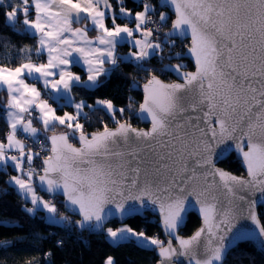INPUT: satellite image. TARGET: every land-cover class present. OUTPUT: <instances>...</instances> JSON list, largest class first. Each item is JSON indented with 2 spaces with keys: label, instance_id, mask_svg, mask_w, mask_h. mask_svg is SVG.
Masks as SVG:
<instances>
[{
  "label": "snow or ice",
  "instance_id": "1",
  "mask_svg": "<svg viewBox=\"0 0 264 264\" xmlns=\"http://www.w3.org/2000/svg\"><path fill=\"white\" fill-rule=\"evenodd\" d=\"M133 3L142 9L134 16L126 0H116L118 12L109 0H17L16 6L0 0L5 27L14 35L37 38L34 49H17L23 57L18 66L0 65V90L7 91L9 127L7 142H0V171L12 167L18 173L5 183L25 204L31 203L22 209L26 214L35 217L44 211L47 224L67 221L69 231L75 226L99 233L110 217L142 216L146 210H158L168 237L166 244L158 237H148L145 229L136 231L128 225L107 228L106 233L113 242L135 240L142 248L155 246L158 264H184L181 257L187 264H225L236 241L260 239L264 247L258 201L242 194L259 192V202L264 203V0H159L158 6L149 0ZM158 8L169 9L175 19ZM32 13L34 18H30ZM82 20L91 27L73 28ZM169 20L171 28L163 31ZM93 30L97 35L89 38ZM189 34L187 51L173 55L176 40L183 43ZM10 44V38L4 41L5 47ZM121 44L130 48L126 56L117 53ZM33 55L46 60L34 63ZM189 55L195 60L194 72L184 71L183 63H164ZM153 59L162 67L151 66ZM81 62L86 79L71 70ZM121 63L149 76L138 109L131 98L127 108H117L110 99L96 98L93 104L75 101L73 89H99ZM157 72L173 73L183 82L163 83ZM37 83L43 85L47 99L42 98ZM49 100L73 107L74 114L57 115ZM97 111L110 116L117 127L113 130L104 123L103 131L89 136L80 120H88L89 113ZM126 112L140 120L150 119V129L138 130L129 121L116 119L117 113L123 117ZM34 121L42 124L44 133L52 131L53 135L42 140ZM57 126L68 131L57 134ZM77 133L80 147L69 142L77 139ZM19 134L24 138H18ZM48 142L50 155L44 157L38 172L32 165L42 152L32 149L35 144L47 149ZM221 145L225 147L217 153ZM233 147L242 156L246 178L214 165V155L224 158ZM38 188L50 199L38 195ZM221 189L230 204L238 200L247 205V216L242 218L255 225V232L233 231L237 217L231 207L221 210ZM2 194L7 195L8 190ZM57 195L65 198L80 220L58 217L53 202ZM197 208L202 226L189 238H181L179 227L189 210ZM11 223L0 220V228ZM9 244L0 241V249L6 250L3 246ZM62 244L57 241V246ZM50 255L45 253V257ZM104 264H114V259L109 256Z\"/></svg>",
  "mask_w": 264,
  "mask_h": 264
},
{
  "label": "trees",
  "instance_id": "2",
  "mask_svg": "<svg viewBox=\"0 0 264 264\" xmlns=\"http://www.w3.org/2000/svg\"><path fill=\"white\" fill-rule=\"evenodd\" d=\"M8 2L13 6L17 4V0H4L5 4ZM110 2L113 7H118L116 0H110ZM149 2L155 5L156 0H149ZM126 6L132 10L133 14L141 10L140 7H137L133 3V0H126ZM4 11L5 8L0 7V65L16 67L23 62V57L17 54V49L24 48L25 46L33 47L34 49L37 38L14 35L10 28L5 27ZM158 11L164 10L158 8ZM169 16L172 18L171 15ZM30 18H33V13ZM119 22L125 23L124 20ZM169 23L170 20L166 29L169 28ZM17 27L20 28L22 25L17 24ZM9 38L11 44L5 47L4 41ZM185 43L186 41H183V43L176 41V47L172 49V53L175 54L176 52L183 51ZM122 47H126V45H119L118 50L122 51ZM167 51L168 49L166 48V54ZM33 60L38 62L44 61V57L38 60L33 55ZM164 63H183L186 65L184 70H193L191 64L186 59H172L170 61L166 59ZM151 66L156 68L162 67L156 59L151 61ZM73 67L77 68V66ZM155 74L160 80L170 81L168 77L171 78V76L168 73L161 74L157 72ZM147 78H149L148 75L143 72L137 73L131 64L121 63L119 68L105 80L103 86L99 89L86 91L81 88H75L72 95L76 101L83 99L88 104H93L96 98L110 99L117 108H127L129 98H131L135 101V108L137 109L141 99L140 86L146 82ZM5 105L7 106V94L5 90H0V141L4 140L8 133L6 121L3 119ZM55 108L58 114L62 113L64 108L71 109V107ZM85 111L88 112L89 110L86 108ZM116 119L129 121L135 124L136 127L140 126L129 112H126L123 117L117 113ZM82 123L85 125V133L97 132L103 129L104 123L108 126L116 125L115 121L102 111L89 113L88 120ZM66 130L64 126H57L54 132H65ZM72 143L74 144L73 141ZM218 165L235 175H241L242 173L240 164L233 155L220 161ZM34 166L39 172L41 169L40 162L35 161ZM15 172L12 167L0 171V220L13 222L6 227L0 228V241L10 242L9 245L3 246L6 250L0 249V264H104L106 258L109 256L114 259V264H155L157 262L158 256L155 255V250L157 249L155 246L142 248L137 246L138 244L134 240L111 244L103 234L89 235L87 232L78 233L74 226L69 231L67 221H64L63 224L49 225L43 219V211L38 212L35 217L29 216L22 210L25 207H29V203L25 204L23 199L17 195L15 189L10 188L5 183ZM4 189L8 190L7 195L2 194V190ZM41 196L49 199L47 196ZM53 202L57 206L58 215L61 214L68 217L70 221L73 220L70 215L68 216L63 212L58 197ZM258 218L264 224V206L258 209ZM156 221L154 217L146 214L143 218L134 216V218L129 219L125 224H128V226L137 231L145 229L147 236L162 238ZM199 224L200 221H198L197 217L190 213L184 227L178 232L184 237L189 236ZM116 225L118 224L112 222L107 226L113 227ZM57 241H63V244L57 246ZM237 245L228 253L225 264H264L263 257L248 242ZM45 253H51V255L45 257Z\"/></svg>",
  "mask_w": 264,
  "mask_h": 264
},
{
  "label": "water",
  "instance_id": "3",
  "mask_svg": "<svg viewBox=\"0 0 264 264\" xmlns=\"http://www.w3.org/2000/svg\"><path fill=\"white\" fill-rule=\"evenodd\" d=\"M155 5H156V6L159 5V0H156ZM159 9H160V10L167 11V13H168L169 15L172 16L171 20H174V19H175V15H174V13H173L172 11H170L169 9H167V8H159ZM171 20H170L169 28L167 29V31L171 28ZM190 40H191V36H190V34H189L188 38H187L186 40H184V41H186L185 45L190 44ZM176 41L179 42V43H181V40H180V39H177ZM185 45H184V47H185ZM186 51H187V48L185 47V48L183 49V51H181V52H186ZM173 55H174V54H173ZM183 59H186V60L191 64V67L193 68L192 71H188V70H184V71H187V72H194V71H195V60H194V58H192V57L189 55V56H185ZM176 60H182V59H176ZM166 64H167V63H166ZM172 64H173V63H172ZM168 74L171 76V78H173L172 81H163V80H161L163 83H166V84H167V83H182V82H183L182 80H178L177 77L175 76V74H173V73H168ZM148 79H149V78H148ZM148 79L146 80V82H144V83L140 86L141 99H140V102H139V103H142V102H143V98H144V85L147 83ZM138 108H139V105H138L137 109H138ZM133 117H134V119L137 121V123L140 125L139 127H136V126H133V125H132L133 127L137 128L138 130H144V131H147V130L150 129V127H151V121H150V119H148V120H140V119H137L135 116H133ZM122 122H123V121H122ZM108 127H109L110 129H113V130H114V129L117 127V125H114V126H108ZM99 131H103V129L98 130L97 132H99ZM55 133L58 134V133H61V132H55ZM93 133H96V132H87L86 134L89 135V136H91V134H93ZM51 135H53V133H50V134H48V133H44V134H43V138H44V136H51ZM78 135H79V134L77 133V139H70V141H69L70 143H72V141H73L74 144H73V143H72V144H73V146H75V147H80V143H79V140H78ZM227 144L231 145V144H232V141H228ZM48 147H49V151H50V147H51L50 142H48ZM224 147H225V145H221L219 148L216 149V152L219 153V152L221 151V149H223ZM245 150H247V149H245ZM230 155H233V156L235 157V159L239 162L240 167H241V169H242V173H241V175H235V174H233V173H231V172H228V171L225 170L222 166L218 165V163H219L220 161L225 160V159L228 158ZM213 162H214V165H215L216 168H218V169H220V170H223V171H225V172H227V173H229V174H231V175H235V176H237V177H244V178L247 177V172H246V168H245V166H244V164H243L242 156H240V154L237 153V152L235 151L234 147H233V149H232V150H231V151H230V152H229L224 158L217 159L216 156L214 155V156H213ZM40 163H41V168H42V166H43V159L40 160ZM215 179H216L217 184H219V177H216ZM209 180H212V177H209ZM37 183H38V181H37ZM37 193H38L39 195H43V196H45V197L47 196V197L50 198V195H49V194H47V193H45V192L39 190V188L37 189ZM125 194H127V193H125ZM242 194L248 196L249 199H257L258 203H257L256 211H257V215H258V209L264 206V203H260V202H259V198H260L261 194H260L259 192H255L254 195H251V196H249L248 193H242ZM218 195H219V200H220V204H221V210H224V209H227V208H230V207H231V208L233 209V212L235 213V215H236V217H237V219L234 221V223L236 224V229L233 230L234 232H236L237 230H239V231H241V232H255V231H256V229H255V225H254L249 219H244V218H242V215H243V216H247V212L245 211V209L247 208V205H246L245 203H243V202L237 200V201H235L233 204H230V203H229V199H230V198H229V197H226V196L223 195V190H222V189L220 190V192L218 193ZM57 197L59 198V203H60V205H62V210H63V212H64L66 215H68V216L70 215V216L73 218L72 221H77V220H80V219H81V217H80L78 214H74V213L72 212L70 206H67V205H66V203H65V198H64L62 195H57L56 198H57ZM193 202H194V201H193ZM190 213L194 214V215L197 217L198 221H200V224H199V226H198L194 231H192L191 234H189V236H185V237H184V236L180 235V233H179L178 231L184 227V225H185V223H186V220H187V217H188V214H190ZM146 214L151 215L152 217H154V218L157 220L156 222H157V225H158L159 231H160V233H161V237H162L163 241H164L165 244H166V243H167V239H168V237H167V235L165 234V232H164V230H163L162 223H161V217H160V215H159L158 210H157V211L146 210V211L143 213L142 216H141V215H136V216H139V217L143 218ZM188 214H187L186 217H185V223H184L183 225H181V226L179 227L178 231H177V234H178L181 238H184V239H187V238H189L190 236H192V235L195 233V231L198 230V229L202 226V223H203V221H202V217L199 215L198 208H197V209H190L189 212H188ZM132 218H134V217H120V216L110 217V218L105 222V224H104V229H105V227H106L108 224H110V223H112V222H115L116 224H119V225H123V223L127 222L129 219H132ZM74 227H75V226H74ZM75 228H76V231H77L78 233H80V232H87L89 235H101V234L103 233V232H99V233H89L88 231H81V230H79L77 227H75ZM229 235L231 236L232 234H229ZM247 242H248V243L254 248V250L258 251V253H259V254L263 257V259H264V247H261L260 239H253V240H251V241H247ZM239 243H244V242L236 241V242L233 244L232 248H233L234 246H236L237 244H239ZM173 246H174V247L176 246V242H175V240H173ZM158 252H159V249L157 248V249L155 250V255L158 256V260H157V262H156L155 264H158V262H159V260H160V257H159V255H158ZM180 259L184 261V264H187V261L185 260V258L181 257Z\"/></svg>",
  "mask_w": 264,
  "mask_h": 264
},
{
  "label": "crops",
  "instance_id": "4",
  "mask_svg": "<svg viewBox=\"0 0 264 264\" xmlns=\"http://www.w3.org/2000/svg\"><path fill=\"white\" fill-rule=\"evenodd\" d=\"M109 2H110V0H109ZM111 3V2H110ZM113 9L116 11V12H118L119 11V8L117 7V8H115V7H113ZM33 18H34V13H33ZM119 21H121V20H117V23H120ZM106 24H107V26L108 27H112V23H111V20L110 19H106ZM85 24H88L89 25V27H91V25H90V23L88 22V21H86V20H82L79 24H76V23H74L73 24V28H76V27H84L85 26ZM121 25H123L124 23H120ZM132 24H130V26H131ZM97 35V32H95L94 30L93 31H90L89 32V38H95V36ZM137 36H138V34H137ZM36 42H37V39H36ZM121 45H124V44H121ZM126 45V47H122L121 48V50L122 51H118L117 50V53L119 54V53H121V52H126L127 50L129 51L130 49H129V46L127 45V44H125ZM119 46V45H118ZM117 49H118V47H117ZM127 51V52H128ZM120 55V54H119ZM46 60V57H44V61ZM33 62L34 63H40V62H43V61H40V62H38V61H34L33 60ZM73 66H77V68H74ZM72 66V68H71V70L75 73V74H78V75H80L83 79H86L87 78V76H86V67H84V66H82V62H81V64H75V65H73ZM105 67L107 68V67H109V65H105ZM28 83H32V81L31 80H28L27 81ZM36 87L38 88V89H40L41 90V93L44 91V89H43V85L42 84H40V83H37L36 84ZM5 91H6V89H4ZM50 91V90H49ZM6 94H7V91H6ZM73 96V95H72ZM7 100H8V96H7ZM76 101V100H75ZM53 102V101H52ZM76 102H79L78 100L76 101ZM64 104V101H61L60 102V105H63ZM52 106L53 107H61V106H58L55 102H53L52 103ZM6 109V108H5ZM65 111H67V112H69V113H71V114H74V108L73 107H71V109H65L64 108V110L62 111V113H60V114H58L57 113V115H60V116H62L63 114H64V112ZM36 113H34V115H35ZM3 119L6 121V112H4V114H3ZM6 124H7V122H6ZM33 125H36L38 128H39V130H40V132H41V135L42 134H44V132H43V126H42V124H40V123H37V122H35L34 121V123H33ZM7 131L9 132V127H8V125H7ZM8 134V133H7ZM6 134V135H7ZM48 134H50V133H48ZM23 137V135L22 134H19L18 135V138H22ZM43 136H41V138H42ZM0 142H4V143H6L7 141H6V136H5V138H4V140H2V141H0ZM45 199V198H44ZM47 200V199H46ZM59 216H64V215H61V214H59ZM64 223V221H61L60 222V224H63ZM59 223H57L56 225H58Z\"/></svg>",
  "mask_w": 264,
  "mask_h": 264
},
{
  "label": "rangeland",
  "instance_id": "5",
  "mask_svg": "<svg viewBox=\"0 0 264 264\" xmlns=\"http://www.w3.org/2000/svg\"><path fill=\"white\" fill-rule=\"evenodd\" d=\"M142 10V9H141ZM141 10H139V11H141ZM137 12V11H136ZM135 14V13H134ZM134 14H133V16H134ZM154 19H158V16H156V17H154ZM130 26V25H129ZM132 26H134L133 24L130 26V27H132ZM163 31H167V29L165 28V29H163ZM96 32V31H95ZM130 49V48H129ZM118 50V49H117ZM119 51V50H118ZM128 51V50H127ZM121 52V53H119L121 56H126L127 54H128V52ZM148 79V78H147ZM45 91H43L42 92V98L43 99H47L48 97H46V94L44 93ZM8 101V100H7ZM51 102H52V100H51ZM49 103H50V100H49ZM53 103V102H52ZM51 104V103H50ZM52 105V104H51ZM6 108V105H5V107H4V109ZM55 108V107H54ZM85 111V110H84ZM85 112H87V111H85ZM86 120H84L83 118H81V120H80V122L82 123V122H85ZM121 121H124V120H121ZM132 124V123H131ZM133 125V124H132ZM34 127H36L37 129H39L36 125H33ZM134 126V125H133ZM67 131V130H66ZM22 139V138H21ZM42 140H43V138H42ZM16 175H18V173L17 172H15L14 174H12V176H16ZM11 176V177H12ZM10 177V178H11ZM9 178V179H10ZM8 179V180H9ZM38 194V193H37ZM39 195V194H38ZM41 196V195H40ZM46 199H48V198H46ZM50 199V198H49ZM29 207H31L32 205H31V203L29 202V205H28ZM43 213H44V216H45V212L43 211ZM58 217H59V215H58ZM59 224H60V222H59ZM124 225H128V224H125V223H123V225H116V226H113V227H110V226H106L105 227V229H104V231H103V236H105L106 238H107V240L111 243V244H115V243H117V242H113L110 238H108L107 237V228H112L113 230H116V229H118V228H120V227H123ZM137 231V230H136ZM148 237H150V236H148ZM153 237H158V236H153ZM160 240H162L163 241V239L162 238H160V237H158ZM120 242H124V241H120ZM134 242H136V244H138V243H140V242H138V241H135L134 240ZM147 247H154V246H151V245H149V246H147Z\"/></svg>",
  "mask_w": 264,
  "mask_h": 264
},
{
  "label": "built area",
  "instance_id": "6",
  "mask_svg": "<svg viewBox=\"0 0 264 264\" xmlns=\"http://www.w3.org/2000/svg\"><path fill=\"white\" fill-rule=\"evenodd\" d=\"M44 93H45V92H44ZM45 94H46V93H45ZM46 97H47V94H46ZM50 103L52 104L51 100H50ZM133 125L135 126V124H133ZM23 138H24V137H22V139H23ZM41 139H42V138H41ZM32 150H33V151H41V152H42V155H41L38 159H34V161H33V165H32L33 168H35V166H34L35 161H39V162H40V160L44 159V157L50 155L49 148L47 147V149H41L40 144H35V145L33 146V149H32ZM12 154H18V153L13 152ZM25 167H27V165H25Z\"/></svg>",
  "mask_w": 264,
  "mask_h": 264
},
{
  "label": "flooded vegetation",
  "instance_id": "7",
  "mask_svg": "<svg viewBox=\"0 0 264 264\" xmlns=\"http://www.w3.org/2000/svg\"><path fill=\"white\" fill-rule=\"evenodd\" d=\"M168 80H170V81H171L172 79H171L170 77H168Z\"/></svg>",
  "mask_w": 264,
  "mask_h": 264
},
{
  "label": "bare ground",
  "instance_id": "8",
  "mask_svg": "<svg viewBox=\"0 0 264 264\" xmlns=\"http://www.w3.org/2000/svg\"><path fill=\"white\" fill-rule=\"evenodd\" d=\"M41 136H43V135H41Z\"/></svg>",
  "mask_w": 264,
  "mask_h": 264
}]
</instances>
